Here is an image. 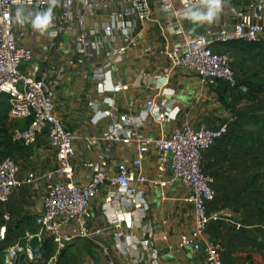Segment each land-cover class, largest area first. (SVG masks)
Here are the masks:
<instances>
[{
  "label": "crops",
  "instance_id": "crops-1",
  "mask_svg": "<svg viewBox=\"0 0 264 264\" xmlns=\"http://www.w3.org/2000/svg\"><path fill=\"white\" fill-rule=\"evenodd\" d=\"M176 2L179 7V1ZM203 4L175 15L164 12L159 0H151V17L135 27L134 44L117 59L110 54L114 43L100 27L103 22L112 20L113 12L127 4L113 1L110 8L90 12L78 2L75 11L80 9L83 15L76 16L69 27L54 30L48 25L46 30L40 31L30 23L28 27L35 34L19 36L20 43L33 49V58L22 70L43 79L55 103L56 114L77 136L72 163L78 185L85 184L93 174L87 165L89 161L106 157L109 159L107 172L116 174L118 163L124 157L137 154L136 140L125 143L102 138L112 121L110 117H102V111L109 107L111 100L116 102L118 112L130 107L134 112H141L149 98L164 104L168 110L177 111L176 118L170 121L144 117L134 130L137 134L169 136L175 127L187 122L194 126L202 123L215 126L235 118L237 122L233 123L231 133L204 153L203 168L215 177V195L208 207L211 220L205 238L221 243L228 264H264V136L256 135L253 131L257 125L243 116L255 111L244 105L248 90L235 91L221 80L202 83L195 72L173 66L163 53L182 39L178 34L180 28L194 37L214 35L223 24H233L244 7L243 0H223L219 18L208 23L195 19L200 11L206 10ZM42 12L33 7L20 9L21 17L33 18ZM16 28L19 30L18 25ZM81 32H87L93 43L99 40L103 45L98 48L94 44L91 53L84 52L78 41ZM244 45L233 42L217 48L227 52L234 62L232 56L243 54ZM148 47L152 50L148 51ZM109 62L111 65L106 69L110 73L106 79L96 80L95 70ZM119 81H125L127 86L121 91H112ZM101 84L108 90L100 91ZM26 123L19 119L14 131ZM13 133L2 140L10 144L8 147L0 144V160L15 159L20 165L18 176L24 184L13 189L6 206L0 205V225L5 212L11 215L5 248L14 245L26 232L39 233L38 220L44 210L48 180L44 177L27 180L30 173L42 174L58 165L56 150L46 133L28 145L15 141ZM157 164V150L150 145L143 165L130 169L134 179L139 171L148 177L139 188L149 209L138 224L132 225L131 220L122 226L114 223L119 215L133 209L119 196L126 191L106 181L92 201V215L88 220L91 234L78 235L77 225L70 223L66 230L75 238L61 247L45 233L40 245L43 258L36 264H109V257L117 264H151L142 245L144 231L154 241L159 264H204L203 250L180 245L181 235L189 233L195 224L194 207L189 200L191 188L180 181L161 185L158 181L169 179L171 171L168 169L160 174ZM131 219H135L134 213ZM104 247L109 248L110 256L105 254Z\"/></svg>",
  "mask_w": 264,
  "mask_h": 264
},
{
  "label": "built area",
  "instance_id": "built-area-1",
  "mask_svg": "<svg viewBox=\"0 0 264 264\" xmlns=\"http://www.w3.org/2000/svg\"><path fill=\"white\" fill-rule=\"evenodd\" d=\"M113 1L117 4L126 3L127 6L113 12L112 20L103 22L100 28L107 39L114 43L110 54L118 59L131 44H134L135 27L151 17V0H0V96L8 97L12 117L27 121L24 127L14 131L13 139L28 145L34 143L39 135L46 133L56 150L58 161L55 169L42 174L30 173L27 180L43 177L48 180L44 210L38 220L40 231L37 235L40 238V245L45 233H49L61 247L71 242L75 235L69 234L66 230L70 223L77 225L78 235H90L88 220L92 215V201L106 181L126 191V194L119 196L133 209L119 215L114 223L122 226L124 222L131 220L132 225L138 224L140 217H144L149 209L141 197L139 188V184L147 182L148 177L139 171L134 179L130 169L143 165L148 146L151 145L157 150L158 172L162 174L168 169L171 171L169 179L158 182L166 185L170 181H180L191 188L189 200L194 207L195 224L189 233L181 235L180 245L203 250L204 264H228L223 257L221 243L205 238L211 220L208 207L215 195V177L204 170L202 162L205 151L231 133L235 118L215 126L206 123L194 126L187 122L175 127L169 136L137 134L134 130L144 117L153 116L160 121H170L176 118L177 111L168 110L164 104L149 98L143 104L141 112H134L133 107L118 112L116 102L111 100L109 107L102 111V117L112 119L109 129L104 132L102 138L125 143L136 140L137 154L134 157H124L118 163L116 174L107 172L109 159L106 157L89 161L87 165L92 168L93 174L85 184L78 185L74 179L72 163L77 136L56 114L55 103L43 79L22 70L23 65L33 58V49L30 45L20 43L18 38L35 34L28 26L37 18L38 13L33 18L22 16L25 22L20 24L15 20L17 9L26 7L42 11L51 9L52 20L49 27L57 30L69 27L74 23L76 16L83 15L82 10L75 11L78 2L84 9L94 12L97 9L110 8ZM178 1L179 7L176 0H159V4L164 12L177 15L182 10L204 3V0ZM243 5L237 20L233 24H223L214 35L194 37L185 34L180 28L178 34L182 35V39L166 48L163 53L173 66H183L195 72L202 83L221 80L226 81L235 91H247L248 86L241 83L231 56L217 48L218 45L238 41L264 42V0H243ZM78 41L83 51L87 53L93 51L94 44L98 48L103 45L99 40L93 43L87 32H81ZM147 50L151 51L152 47H148ZM79 61L82 62L83 59ZM73 62L74 60L71 61ZM110 65L109 62L105 67L96 69L95 79L105 80L110 73L106 67ZM126 86L125 81H119L112 87V91H121ZM99 89L108 90L104 84H101ZM19 171L20 165L15 159L5 157L0 160V205L6 206L11 200L13 189L24 184L18 176ZM133 213L135 219L132 220ZM10 220L11 215L5 212L4 222L0 225V258L5 254L6 259L10 261L20 254H25L32 261H41L43 258L41 248L34 252L29 246L30 239L35 236L29 232L14 245L4 247L10 233ZM144 236L142 240L144 252L151 264H159V253L153 239L147 231H144ZM164 238L167 239L168 235H164ZM104 252L110 256L108 247H104ZM108 262L117 264L112 257H109Z\"/></svg>",
  "mask_w": 264,
  "mask_h": 264
},
{
  "label": "rangeland",
  "instance_id": "rangeland-1",
  "mask_svg": "<svg viewBox=\"0 0 264 264\" xmlns=\"http://www.w3.org/2000/svg\"><path fill=\"white\" fill-rule=\"evenodd\" d=\"M241 42L242 41H238L235 43ZM244 44L245 45L242 48L244 53H237L232 56L234 59V67L236 68L238 74L240 73L241 76H243L240 80L242 83H246L247 85L249 84V86L251 84L264 85V47L258 44ZM247 93L248 91L245 93L248 98H246L244 102L246 104L244 105L251 106L252 108L257 107L259 104L264 105V93L256 94V90H252L249 94ZM254 110L260 113L264 112L263 109L260 110L259 106ZM18 120L19 119L14 118L11 115L10 104L7 97L0 96V141L7 139L10 135H12L14 128L18 124ZM253 132L255 133V130ZM255 134L260 135V133ZM0 264H36V262L32 261L25 254H20L18 257L10 261L6 259L5 254H2Z\"/></svg>",
  "mask_w": 264,
  "mask_h": 264
},
{
  "label": "clouds",
  "instance_id": "clouds-1",
  "mask_svg": "<svg viewBox=\"0 0 264 264\" xmlns=\"http://www.w3.org/2000/svg\"><path fill=\"white\" fill-rule=\"evenodd\" d=\"M203 8L206 10L200 11L195 19L201 22L212 23L219 18L223 10V0H204ZM15 20L20 24L25 22L20 15V9H17ZM51 20L52 11L48 9L37 14V18L32 21V26L34 29L44 31L51 23Z\"/></svg>",
  "mask_w": 264,
  "mask_h": 264
},
{
  "label": "trees",
  "instance_id": "trees-1",
  "mask_svg": "<svg viewBox=\"0 0 264 264\" xmlns=\"http://www.w3.org/2000/svg\"><path fill=\"white\" fill-rule=\"evenodd\" d=\"M243 43L258 44V45H261L264 47V42H259V43L243 42ZM247 86H248V93H250L252 90H256V94L264 93V85H260V84H253L252 85L251 84L249 86V84H248ZM2 96H4V95H2ZM258 106H259L260 110L263 109V111H264V105L259 104L255 108H258ZM243 116H244V118L249 119L251 122H253L255 125H257V129L255 130L256 133H260V136H264V112L260 113V112L252 111V112L244 113ZM236 122H237V120L234 121V124ZM0 142H1L0 143L1 145L7 144V147L10 145V144H8L7 141H0Z\"/></svg>",
  "mask_w": 264,
  "mask_h": 264
},
{
  "label": "water",
  "instance_id": "water-1",
  "mask_svg": "<svg viewBox=\"0 0 264 264\" xmlns=\"http://www.w3.org/2000/svg\"><path fill=\"white\" fill-rule=\"evenodd\" d=\"M11 229V227H9ZM29 246L34 250V252L38 251L40 248V238L39 235H35L29 241Z\"/></svg>",
  "mask_w": 264,
  "mask_h": 264
}]
</instances>
